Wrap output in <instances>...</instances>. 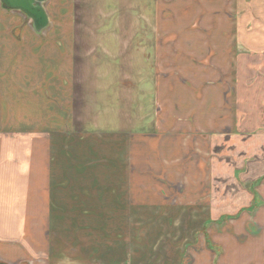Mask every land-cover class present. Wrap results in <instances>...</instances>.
<instances>
[{"label":"crops","instance_id":"obj_1","mask_svg":"<svg viewBox=\"0 0 264 264\" xmlns=\"http://www.w3.org/2000/svg\"><path fill=\"white\" fill-rule=\"evenodd\" d=\"M44 11L37 34L0 3V264H51L48 188L69 124L129 132L162 170L181 169L185 134L200 132L210 154L228 139L220 157L234 162L210 157L202 238L177 264H264V0H48ZM218 176L237 194H211Z\"/></svg>","mask_w":264,"mask_h":264},{"label":"rangeland","instance_id":"obj_2","mask_svg":"<svg viewBox=\"0 0 264 264\" xmlns=\"http://www.w3.org/2000/svg\"><path fill=\"white\" fill-rule=\"evenodd\" d=\"M229 93L234 94L233 87ZM201 135L182 139L181 169L162 170L157 156L139 153L144 148L129 132L79 131L69 124L68 156L59 161L61 171L53 159L56 170L48 188L54 207L48 229L50 263L177 264L185 247L202 238L210 157L234 162L225 159L228 155L220 157L227 154L228 139L213 144L210 154ZM238 190L236 183L218 176L211 194L234 196Z\"/></svg>","mask_w":264,"mask_h":264},{"label":"water","instance_id":"obj_3","mask_svg":"<svg viewBox=\"0 0 264 264\" xmlns=\"http://www.w3.org/2000/svg\"><path fill=\"white\" fill-rule=\"evenodd\" d=\"M48 0H0L1 5L7 11L21 13L32 24L37 34L43 33L48 27L49 21L44 11V4Z\"/></svg>","mask_w":264,"mask_h":264}]
</instances>
